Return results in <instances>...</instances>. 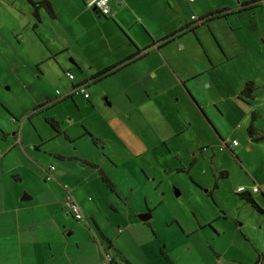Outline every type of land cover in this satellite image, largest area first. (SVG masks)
Instances as JSON below:
<instances>
[{
	"label": "rangeland",
	"instance_id": "1",
	"mask_svg": "<svg viewBox=\"0 0 264 264\" xmlns=\"http://www.w3.org/2000/svg\"><path fill=\"white\" fill-rule=\"evenodd\" d=\"M25 1L0 0V128H5L9 140L14 131L22 141L24 152L16 146L10 155L21 157L18 188L28 196L27 190L32 191L34 202L55 203L53 209L60 212L65 189H69L75 198L93 205L98 225L114 241L117 226L124 229L120 246L136 264H245L232 259L244 260L245 256L254 262L259 254V264H264V214L237 195L244 190L251 192L255 185L264 187V138L257 139L264 132V3L253 10L254 15L252 11L237 13L200 25L198 40L194 36L197 48L191 52L189 64L181 63L187 77L176 83L174 91L145 100V105L137 102L141 88L134 94L124 87L133 66L86 83L87 99L80 93L70 97L74 78L70 79L67 71L75 66L63 54L44 60L49 53L41 41L43 32L57 42L65 38L72 47H83L92 57L97 43L94 47L89 44L100 29L80 16L72 23L75 34L68 33L59 19H47L36 29L41 39L27 22L29 16L23 15L31 13ZM190 1L191 11L184 0L177 3L182 6V16L238 4V0ZM142 3L155 5L153 10L160 15L157 20L146 19L151 31L166 32L165 24L177 15L175 8L168 4L156 7L165 5L163 0ZM195 15L192 19L197 21ZM85 22H89L86 34L82 33ZM23 24L26 28L18 46V37L10 31L20 32ZM227 55L231 57L226 61ZM146 57L147 63L156 60L154 54ZM137 65L141 67L140 62ZM71 70L73 77H79L76 68ZM244 79L252 80L255 86L254 99L248 102L240 98L238 90V80ZM151 102L156 108L150 126L164 139L153 138L148 121L137 119L141 112L150 113ZM45 117L59 121L63 133L58 134ZM251 124L256 132L250 137L247 129ZM131 126L139 129L145 142L133 146L123 138L135 141ZM173 132H179L177 138L181 139L172 138ZM233 140L237 145L232 146ZM108 155L116 166L106 160ZM89 158L110 173L115 192L102 182L96 168L83 163ZM48 166L55 168L54 180L43 182L37 175ZM221 170L227 172L226 178L219 177ZM251 193L264 207L261 191ZM147 206L151 218L142 222L137 217ZM40 216L47 218L42 212ZM69 217L74 232L63 244H54V256L45 264L94 263V245L102 240L99 232L92 222L93 231H86ZM199 222H205L201 228ZM220 228L221 234L215 237ZM207 242L224 249L220 262L214 261ZM116 250L117 246L110 251L118 259Z\"/></svg>",
	"mask_w": 264,
	"mask_h": 264
},
{
	"label": "crops",
	"instance_id": "2",
	"mask_svg": "<svg viewBox=\"0 0 264 264\" xmlns=\"http://www.w3.org/2000/svg\"><path fill=\"white\" fill-rule=\"evenodd\" d=\"M48 1L52 5V8L55 12V17L49 18V16H47V14L43 10H40L39 16L41 22H46L47 19L51 21L59 19L60 24L62 25L63 29H65V31L75 34L72 26L73 20L75 18H79L80 16H84L86 18H89V22L91 20V22L100 29L95 41H91V44H89L91 45V47H94V44L97 43V49L93 50L91 57L90 53H85L83 51V47H80L78 49L72 47L69 42L65 40V38H61L60 42H57L52 39L50 33V36L44 33L46 31L43 32L44 38L42 39L39 31H36L41 22L37 24L35 28H32L34 32L36 31L37 35L42 39L41 41L45 46V49H47L49 53L48 56H43L45 57V61L51 59L52 57H56L57 55L63 54L65 59L69 58L71 60L70 62L73 63L71 64L75 66L71 68H76L80 72L79 77H74V80L72 82L87 80L91 76H94L97 72L115 65L116 63L123 61L129 56L136 55V53H138L139 51V54L141 53L140 57L133 59L129 64L122 66L121 68L116 70V72L106 76L109 77L116 75L126 68L131 69L130 66H133L131 72L127 75V82H123L124 84H126L124 85V87L127 90H132L134 94H136L137 91H140L138 90V88H141L142 94L141 97L137 100L139 104L144 103L146 105L145 100L149 102L154 99V96L162 97L163 95H167L175 88L176 83L179 82V80L185 79L187 77L188 72L184 70L181 63L188 62L189 64V60H191V52L194 53L193 50L197 48L195 38L198 40L197 36H199V34L196 31L200 25L196 26L197 28L195 29L194 34L185 30L181 34L169 39L167 42L161 41L163 37L175 30L178 31L186 25L195 26L197 24V21L191 18V16L195 14H191L190 16H182L183 14H181L180 11L182 6L177 5L179 0H163V2H165V5H156V7L164 6L166 8V4H168L169 7L173 6L175 8V11H177V15L172 17L171 20L165 24V26L167 27V31H161V33H155L151 31L150 23L147 22L146 19L152 18L153 20H157L160 18V15L153 10V7L155 5L146 6L142 3L144 0H109L112 19H105V21H103L102 19L98 20L100 17L94 16V10L90 6V4H88L89 0ZM244 1L250 0H241L240 2ZM184 2H187L186 7L190 8L191 11V4L193 3V1L184 0ZM240 2L238 0V4L235 7H237ZM29 8L31 11L30 6ZM255 8L244 11L229 12L228 15L237 13L246 14L251 13V11L254 15L255 12L253 10H255ZM207 13L202 12L201 14L195 16L202 17ZM179 14H181V16H179ZM23 15L25 18L29 16L27 22L32 27L34 25L32 14H29L27 12L26 14L23 13ZM89 22L84 23V29L82 33H87L86 26ZM210 22H208V24ZM53 24L54 23H52V25ZM69 27H71L72 30ZM19 28H21V31L18 33L15 30L10 31L11 35L18 37L16 40L18 46L21 42L22 34L24 33L26 24H23ZM53 30H55L54 26ZM141 30L148 34L149 37L145 35ZM147 31H149V33ZM191 35H193V37ZM151 42L152 44H150ZM151 54L155 55L156 60L147 63L145 61L147 59L146 56H149ZM230 57L231 55H227L226 61L229 60ZM138 62L141 63V67L136 68V66L139 65H137ZM58 67L63 68L60 65ZM71 68H68L69 72L72 71ZM168 78H170V80ZM238 81H240V84H238V90L240 92L242 83L245 82L246 79ZM148 106L149 110L147 111H150V113H148L150 114V116H147L148 114L145 115L144 112H141L142 115L140 117H137V119H139L140 122L148 121L147 124L148 126H150L152 125V112L155 111L156 106L153 102L148 103ZM139 108H141L142 110H146V108H144L143 106H139ZM27 118L30 119V116H28ZM132 127L133 126H131L130 129H132V133H134V137H132L135 141H131L125 136H123V138L126 141L132 143L133 146L134 143L141 144V142H145L146 139L142 136V133L139 131V129ZM149 129L153 130V138L164 139L161 138V136L163 135L158 133V130H156L152 126H150ZM4 130V127L0 128V137L3 139L2 141L0 138V264H45L47 259L54 256V244L56 242L57 243L55 244V246H57V244L59 243L63 244L66 241L67 236L74 232L75 228H72L73 224L70 223L73 222L70 221L71 218L69 216H71V214L65 208L63 201L62 210L64 211V214L62 213V210L60 212L53 209V205L55 203H50L47 201L46 203L41 204L39 200L38 202H34L35 194L32 191L27 190L30 194L28 196L23 192L24 190L22 191L21 188H18V183L20 182L21 177L19 173V169L22 166L19 163L21 157H18V155H16L17 157H10V155L14 153L13 150L17 147L22 152H24V148L21 144L22 141L19 134L17 135L16 132L13 131L12 135L14 138L9 140L7 132ZM83 132L86 135V131ZM179 134V132H173L172 138L181 139L177 138ZM217 135L218 138L223 141L220 134L218 133ZM136 136L139 137L138 140H136ZM94 160L95 159L89 158L88 161L94 162ZM47 168H49V166ZM53 171H51L52 179L48 180V182L54 180ZM40 174V176L37 175V178H41L43 182H47L45 180V170H43ZM108 174L110 175L109 172ZM247 191L253 197L251 193L254 192L253 189L251 192L249 190ZM258 191H261L262 196L264 195V187L260 188ZM73 198L75 199L76 203L79 204V207L85 214V216L93 218L99 234L102 233L103 236L110 241L112 248L117 246L118 250H116V252L118 253L117 257L119 261L123 264H136L133 257L128 253H124L123 246H120L121 241L125 239V231H123L124 229L117 226L118 234L115 235L114 241L107 235L105 229L101 228L98 225L96 215L93 213L95 212L93 210V205L87 203L86 200L81 201V198H75L74 196ZM253 198L264 209L262 203L258 201L256 197ZM113 208L117 207L113 206ZM41 212L44 213V215L47 217L46 219H41ZM76 222L80 229L83 228L86 231L92 230L91 226H89L86 221V224L81 220H76ZM204 223L205 222H199L200 228L204 225ZM213 225L216 228V225L214 223ZM210 226H212L211 223ZM212 228L214 227L212 226ZM67 231L70 232L67 233ZM221 231V228L220 230H215V237H218L221 234ZM201 237H203L202 233ZM204 242L205 241H203V243ZM96 244L98 246L94 245L95 252L93 257V264H102L104 262L105 254L109 252L108 247L106 246L105 242H101V240H99ZM208 247L214 261L220 262L221 257H223L224 254V249L219 248L217 245L213 244V242ZM47 248L51 249L52 252H48ZM262 253L264 255V251H262ZM259 256L262 259V255L259 254L254 262H252L253 260L247 261L245 256H243L244 260L242 258H234L232 259V261L242 262L245 264H259L261 261L260 260L258 262ZM165 258L167 259L169 257ZM261 263L263 264V262Z\"/></svg>",
	"mask_w": 264,
	"mask_h": 264
},
{
	"label": "trees",
	"instance_id": "3",
	"mask_svg": "<svg viewBox=\"0 0 264 264\" xmlns=\"http://www.w3.org/2000/svg\"><path fill=\"white\" fill-rule=\"evenodd\" d=\"M28 4H30L31 7V14L32 17L34 19V25L32 26V28H35L37 26V24H39L40 21V16H39V11L43 10L47 16H49V18H54L55 17V12L52 8V5L50 4V2L48 0H26ZM87 2V1H86ZM262 3H264L263 0H250V1H244V2H240L239 5L235 8H222V9H217L215 11H210L208 12L206 15L199 17L197 20V24L194 26H184L183 28L179 29L178 31H173L172 33L166 35L165 37H163L161 39L162 42H167L169 39L181 34L183 31H187V32H191L194 34L195 29L197 28L196 26L199 25H203V24H208V22L212 21L215 18H224L226 17L229 12H237V11H244V10H250L253 9L257 6L262 5ZM110 5V2H109ZM92 7V6H91ZM94 10V13L98 15V17H102L104 19H112L111 16V12L110 14H103L101 13L98 9H95L94 7H92ZM110 10H111V6H110ZM140 52V51H139ZM136 53V55L133 56H129L126 59H124L123 61L116 63L115 65H112L106 69H103L99 72H97L94 76H91L90 78H88L87 80H84L83 82H72V88H75L78 85H86L90 84V83H95L97 81H100L102 78L116 72V70H118L119 68H121L122 66L129 64L133 59H136L138 57H140L141 53L139 54ZM68 73H70L69 71H67ZM254 90H255V86H254V82L252 80H246L240 89V98L243 101L248 102V100L253 99L254 98ZM74 93H70L69 96L73 97ZM65 98V97H64ZM89 98V97H88ZM87 99V98H86ZM63 100V98L61 99H57L55 101H53L50 106L55 105L57 102ZM49 107V106H48ZM254 116V113L252 114ZM255 117V116H254ZM206 118V116H205ZM45 121L58 133V134H62L63 130L61 129L60 126V122L55 120L52 117H45ZM247 132L249 134V136L251 137L253 134H255V128L252 126V124L249 126V128L247 129ZM264 138V132L261 133L257 139H262ZM96 138L92 137V141L95 142ZM234 141V140H233ZM232 141V142H233ZM237 145V144H236ZM232 146H235L232 144ZM225 147H227V149H229L228 145L225 144ZM230 150V149H229ZM65 158V157H63ZM84 164L90 165L94 168L97 169L100 178L102 180V182H104V184L112 191L114 192V185L113 182L111 181V178L109 179V176L99 167L98 164L90 162L88 160H84L83 161ZM227 172L225 170H221L219 172V177L220 178H226L227 177ZM214 188H217V183L214 182L213 184ZM209 195H211V191L208 192ZM72 195V194H71ZM237 195L240 197V199L246 201V203H248L252 209H254L256 212H258L259 214H264V209L261 208V206L255 201V199L251 196V194L247 191H241L238 192ZM73 196V195H72ZM161 253L165 256V254L163 253V251H161ZM166 257V256H165ZM261 260L260 256L258 258V262Z\"/></svg>",
	"mask_w": 264,
	"mask_h": 264
},
{
	"label": "built area",
	"instance_id": "4",
	"mask_svg": "<svg viewBox=\"0 0 264 264\" xmlns=\"http://www.w3.org/2000/svg\"><path fill=\"white\" fill-rule=\"evenodd\" d=\"M88 4H90V6L94 7L95 9H98L101 13L103 14H110L111 10H110V5H109V0H89ZM191 18L196 19L194 16H192ZM67 76L70 79H73V75L71 73L67 72ZM71 93H80L82 94L85 98L89 97V94L86 91V86L85 85H78L75 88H72ZM233 145L237 144V141L234 140L232 142ZM54 170V166H50L49 168H47V170H45V180H51L52 179V174L51 171ZM260 189L259 185H255L253 186V191L256 192ZM66 190V189H65ZM63 204L65 206V208L68 210V212L73 215V217L77 220H81L83 219V214L78 206V204L76 203V201L74 200L73 196L71 195L69 190L65 191V195H64V199H63ZM104 262L102 264H108L109 261L112 260V256L109 253H106L104 256Z\"/></svg>",
	"mask_w": 264,
	"mask_h": 264
},
{
	"label": "flooded vegetation",
	"instance_id": "5",
	"mask_svg": "<svg viewBox=\"0 0 264 264\" xmlns=\"http://www.w3.org/2000/svg\"><path fill=\"white\" fill-rule=\"evenodd\" d=\"M106 158V160H108L112 165H114V166H116V163H115V161L112 159V157H110L109 155L107 156V157H105ZM93 163H95V162H93ZM96 164H98L97 162H96ZM87 165V164H86ZM99 165V167L103 170V168H102V166L100 165V164H98ZM90 166V165H89ZM47 170V169H46ZM104 171V170H103ZM105 172V171H104ZM107 175H109L108 174V172H105ZM110 178V177H109ZM115 192V191H114ZM75 200V199H74ZM79 206V205H78ZM80 208V207H79ZM81 210V209H80ZM82 212V211H81ZM145 213H147V214H150L151 213V209L147 206V209H146V211L145 212H143L142 214H145ZM82 214H83V212H82ZM140 214H138V216H139ZM71 217L72 218H74L73 217V215H71ZM136 217V216H135ZM137 218H139V217H137ZM150 218H151V216H150ZM150 218L147 220V221H149L150 220ZM75 219V218H74ZM77 220V219H76ZM86 221L87 223H88V225L90 226V222H92L93 223V225L95 226V228H96V224H95V222L93 221V218H91V217H86V216H84V214H83V219H81V221ZM78 221H80V220H78ZM142 221V220H141ZM147 221H142V222H147ZM97 229V228H96ZM98 230V229H97ZM100 235V237H101V242L102 241H104L105 242V244H106V246H108V251L110 252H107V253H109L111 256H112V260L111 261H109V263L108 264H119V262H118V260H116L115 258H114V254H113V252H111L110 250H111V248H112V246H111V244H110V241L106 238V237H104L103 236V234L101 233V234H99Z\"/></svg>",
	"mask_w": 264,
	"mask_h": 264
},
{
	"label": "water",
	"instance_id": "6",
	"mask_svg": "<svg viewBox=\"0 0 264 264\" xmlns=\"http://www.w3.org/2000/svg\"><path fill=\"white\" fill-rule=\"evenodd\" d=\"M25 199V198H24ZM139 219L142 220V221H147L149 218H150V214H140L139 216Z\"/></svg>",
	"mask_w": 264,
	"mask_h": 264
}]
</instances>
